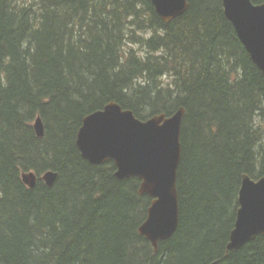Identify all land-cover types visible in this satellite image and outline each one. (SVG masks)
Instances as JSON below:
<instances>
[{"label":"trees","instance_id":"16d2710c","mask_svg":"<svg viewBox=\"0 0 264 264\" xmlns=\"http://www.w3.org/2000/svg\"><path fill=\"white\" fill-rule=\"evenodd\" d=\"M187 3L166 23L150 0H0V264H264V233L225 251L242 174L264 176V82L221 0ZM109 101L185 108L178 225L156 252L140 180L75 144ZM48 169L51 186L21 180Z\"/></svg>","mask_w":264,"mask_h":264},{"label":"water","instance_id":"95a60500","mask_svg":"<svg viewBox=\"0 0 264 264\" xmlns=\"http://www.w3.org/2000/svg\"><path fill=\"white\" fill-rule=\"evenodd\" d=\"M223 11L232 24L251 60L261 71L264 82V2L251 0H221ZM155 11L164 21L182 14L187 0H151ZM185 108L173 113L137 118L132 110L115 101L85 115L76 131L75 144L83 158L93 164L112 160L118 178L138 177V192L152 199L138 232L156 252L158 242L169 238L178 225L179 204L176 187L177 168L181 155L180 131ZM37 136L44 127L40 116L33 123ZM22 181L33 187L36 176L32 171L21 174ZM41 178L51 186L56 178L53 170ZM238 207L225 251L236 250L258 234L264 233V176L251 179L241 176Z\"/></svg>","mask_w":264,"mask_h":264},{"label":"rangeland","instance_id":"374dc122","mask_svg":"<svg viewBox=\"0 0 264 264\" xmlns=\"http://www.w3.org/2000/svg\"><path fill=\"white\" fill-rule=\"evenodd\" d=\"M161 78L164 80V82H169L168 80H166L167 78L165 79L164 76H161Z\"/></svg>","mask_w":264,"mask_h":264}]
</instances>
